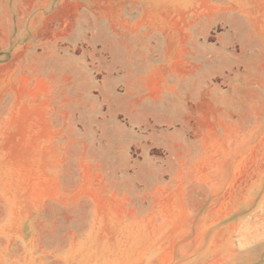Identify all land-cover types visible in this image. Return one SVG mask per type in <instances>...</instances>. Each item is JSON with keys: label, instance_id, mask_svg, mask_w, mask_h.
Masks as SVG:
<instances>
[{"label": "rangeland", "instance_id": "374dc122", "mask_svg": "<svg viewBox=\"0 0 264 264\" xmlns=\"http://www.w3.org/2000/svg\"><path fill=\"white\" fill-rule=\"evenodd\" d=\"M0 264H264V0H0Z\"/></svg>", "mask_w": 264, "mask_h": 264}]
</instances>
